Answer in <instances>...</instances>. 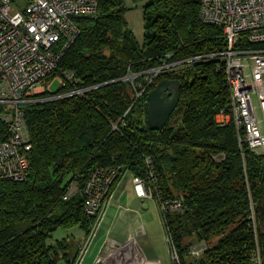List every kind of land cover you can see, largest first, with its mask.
Here are the masks:
<instances>
[{"label": "trees", "instance_id": "1", "mask_svg": "<svg viewBox=\"0 0 264 264\" xmlns=\"http://www.w3.org/2000/svg\"><path fill=\"white\" fill-rule=\"evenodd\" d=\"M145 1L143 42L123 0H100L97 15L78 18L80 33L59 63L78 82L59 91H84L28 104L31 169L25 181L0 183V264H74L69 237L50 239L75 226L88 234L96 217L83 193L63 195L71 182L84 187L98 167L112 166L121 169L112 192L126 172L153 171L165 197L183 199L184 212L162 215L183 264H256V251L264 264V153L241 142L234 123L217 122L231 99L219 60L151 72L223 50V29L202 21L201 0ZM165 78L182 81L181 100L166 127L151 130L148 94ZM4 111L0 104V142L8 135ZM199 241L208 250L187 262Z\"/></svg>", "mask_w": 264, "mask_h": 264}, {"label": "built area", "instance_id": "2", "mask_svg": "<svg viewBox=\"0 0 264 264\" xmlns=\"http://www.w3.org/2000/svg\"><path fill=\"white\" fill-rule=\"evenodd\" d=\"M99 4L100 0H0V104L5 107L2 118L8 125V135L0 142V183L25 181L29 177L33 143L26 117L28 104L84 91H59L78 82L74 72L59 71V63L80 33L77 19L97 15ZM200 13L203 22L222 27L224 49L166 62L151 72L156 77L179 71L190 62L219 60L218 67L224 70L230 85L231 99L228 110L218 114L217 122L222 126L234 123L240 141L264 153V0H201ZM55 82L60 86L52 91ZM147 161L152 162L150 158ZM120 173L119 167H98L84 187L75 180L63 195L70 200L83 193L86 212L96 217L74 264H82L91 250ZM133 182L137 196L156 200L165 218L185 211L183 199L163 195L153 171L148 177L134 176ZM208 248L206 241H199L188 248V254L199 259ZM171 255L173 264H183L174 245ZM253 259L262 264L260 251ZM95 264L163 263L148 258L132 237L122 242L108 238Z\"/></svg>", "mask_w": 264, "mask_h": 264}, {"label": "rangeland", "instance_id": "3", "mask_svg": "<svg viewBox=\"0 0 264 264\" xmlns=\"http://www.w3.org/2000/svg\"><path fill=\"white\" fill-rule=\"evenodd\" d=\"M124 3L133 10L132 18L128 21L130 28L134 31L137 39L143 42L145 35V22L143 15V5L145 0H123ZM136 77L135 74H131L128 79L133 80ZM60 84L55 82L51 88L52 91H57ZM256 104L258 106V114L261 117L260 100L256 96ZM136 193L130 189L127 194H124L120 200L112 201L111 209H109L106 216V220L100 231L99 237L95 240L91 251L86 255V259L82 264H93V257L96 251L103 246L104 239L110 236L113 239H121L129 229L134 228L137 224L130 220L127 215L129 213L121 214L117 213V208L120 206L125 207H138L141 210L142 221L145 225L146 232L138 235L139 243L149 249L150 258L162 261L163 264H173L171 255V245L168 239L167 231L164 225L163 217L159 205L156 200H139ZM142 230V229H140ZM68 232L65 229H58L53 233V237L50 241L55 242L57 239H62ZM188 243V241H187ZM77 246V243H76ZM187 262L195 260L191 255L186 254ZM58 264H66L65 260L60 259Z\"/></svg>", "mask_w": 264, "mask_h": 264}, {"label": "crops", "instance_id": "4", "mask_svg": "<svg viewBox=\"0 0 264 264\" xmlns=\"http://www.w3.org/2000/svg\"><path fill=\"white\" fill-rule=\"evenodd\" d=\"M144 6V5H143ZM129 7V6H128ZM143 8V7H142ZM143 10V9H142ZM132 14H133V10H131V8L129 7V10L126 14V17H127V20L129 21L131 18H132ZM133 179H134V175L133 173H131L130 171L126 172L125 175L121 178V180L119 181V183L116 185V187L114 188V191L112 192V197H111V200H110V204H109V207H108V211L109 209H111L112 206V201L115 202V200H120L123 198L124 194H127V192L132 189L134 191V193H136L135 191V188H134V182H133ZM135 196L139 199V200H142V201H145V200H149L151 198H147V199H143V198H140L137 196V194H135ZM154 200V199H153ZM117 213L118 215L120 216L121 214H125V213H129L127 216L129 218H131L130 220H133L137 226L134 227V228H131L129 229V231L126 233V235H124L121 239H113L111 238L110 236H107L105 237L104 239V243H103V246L100 247L94 257H93V264H95V261H96V258L99 256V254L101 253L103 247H104V244L106 243V241L108 240V238H111L113 240H116V241H125L129 238H132V237H135L137 239V242L140 246V248L143 250V252L146 254V256L148 258H150V253H149V249L145 246H142L140 243H139V238H138V235H140L142 233V231L145 233L146 232V229L144 228L145 225L143 224V221H142V214H141V210L140 208L138 207H125V206H120L117 208ZM108 214V212H107ZM107 216V215H106ZM105 220H106V217H105ZM105 220L103 221V223L105 222ZM103 226V224H102ZM101 226V228H102ZM142 229V230H140ZM68 232V234L66 236H64V238L66 237H69V241L71 243V249H70V253H71V258L75 257L77 254L79 255V252L81 250V248L83 247L84 243H85V240H86V237H87V234H86V231L81 228L80 226H75L73 228H70V229H67L66 230ZM100 231L101 229L99 230L98 232V236L97 238L99 237L100 235ZM64 238L62 239H57L58 240H63ZM96 238V239H97ZM95 239V240H96ZM56 242V241H55ZM76 243H77V246H76ZM95 243V242H94ZM94 245V244H93ZM92 249V248H91ZM91 251V250H90ZM89 251V252H90ZM87 257V256H86ZM85 257V259H86ZM84 259V260H85ZM152 259V258H150ZM64 260V259H63ZM157 260V259H155ZM66 262V261H65ZM84 262V261H83ZM67 264V262H66Z\"/></svg>", "mask_w": 264, "mask_h": 264}, {"label": "water", "instance_id": "5", "mask_svg": "<svg viewBox=\"0 0 264 264\" xmlns=\"http://www.w3.org/2000/svg\"><path fill=\"white\" fill-rule=\"evenodd\" d=\"M182 81L175 78L161 80L148 94V124L151 130L162 131L181 100Z\"/></svg>", "mask_w": 264, "mask_h": 264}]
</instances>
